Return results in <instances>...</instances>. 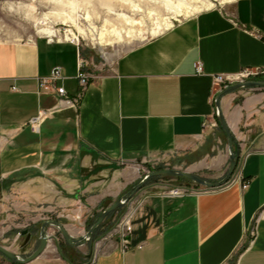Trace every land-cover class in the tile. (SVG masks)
I'll use <instances>...</instances> for the list:
<instances>
[{
  "label": "crops",
  "instance_id": "1",
  "mask_svg": "<svg viewBox=\"0 0 264 264\" xmlns=\"http://www.w3.org/2000/svg\"><path fill=\"white\" fill-rule=\"evenodd\" d=\"M48 38L0 40L1 243L49 218L70 220L66 230L80 237L85 218L77 220L124 196L134 161L186 154L223 173L229 157L214 76L244 68L264 75V0L206 8L128 48L94 73L76 107L46 114L33 132L39 111L57 108L40 78L59 66L68 94L78 90L79 47ZM219 105L239 155L231 181L181 196L150 192L131 212L128 247L99 237L86 252L74 247L81 264H264V219H256L264 206V87L230 91ZM25 264L69 263L44 250Z\"/></svg>",
  "mask_w": 264,
  "mask_h": 264
},
{
  "label": "rangeland",
  "instance_id": "2",
  "mask_svg": "<svg viewBox=\"0 0 264 264\" xmlns=\"http://www.w3.org/2000/svg\"><path fill=\"white\" fill-rule=\"evenodd\" d=\"M69 1L75 2L77 5L74 10L75 13L73 12L72 14L77 21V25L63 20L62 17L52 16L51 18V16H47L53 10H67V4H70ZM203 1H208L210 3L209 6L188 12V8L192 7V5H200ZM234 1L236 0H0V40H26L44 36L38 30L42 27H50L55 30L54 36L50 38L54 40L72 39L79 47L80 56L86 63V68L90 72L96 73L101 68L111 64L119 54L128 48L166 31L180 20L206 8L224 9L234 3ZM91 29L94 30L93 35L90 33ZM102 33H104L103 36H105L106 42L99 43V36ZM258 75L262 76L263 73ZM228 164L223 173H220L214 170L218 165L201 169V162L195 161L192 163L191 157L186 154H174L161 159H149L143 162L134 161L130 168L134 171L135 178L126 187L124 194L128 198V202L112 211L102 221L94 230L90 242L82 247V250L86 252L89 244L95 243L96 239L101 235H103V238H116V230L112 231V229L116 227V222L120 221L130 211L128 204L132 202V208H134L150 192L159 193L180 186L208 189L184 177L157 175L150 177L140 189L130 195L131 189L147 173L159 169H179L193 173L206 181L217 182L225 176ZM110 201L104 202L102 208L107 207V204L110 205ZM100 211H95L94 215H83L82 219L77 220L78 224H80L85 218L84 233L97 219ZM0 215L3 214L0 213ZM53 220L59 221L64 227L65 224H70L68 219L60 218L59 220L54 218ZM18 221L20 220L18 219ZM22 225L24 223L21 221ZM39 225V222L33 224L34 233L32 239L24 245H22L24 236L19 235V232L26 228L24 226L21 227L19 232L17 231L15 239L5 243L0 241V244L18 255L27 256L37 246L36 237ZM47 230L52 235V238L48 241V245L45 248L46 251H52L55 258L60 257L69 264H75V261L79 264L82 263V254L77 253L75 246L68 244L64 240L57 228L50 226ZM106 231H108L107 234L105 233ZM62 254L66 258H63ZM0 260L8 261V258L0 253Z\"/></svg>",
  "mask_w": 264,
  "mask_h": 264
},
{
  "label": "water",
  "instance_id": "3",
  "mask_svg": "<svg viewBox=\"0 0 264 264\" xmlns=\"http://www.w3.org/2000/svg\"><path fill=\"white\" fill-rule=\"evenodd\" d=\"M249 87H264V81L250 79V80H246V81H242V82H236L233 84H229V85L223 87L222 89H220L216 93L214 101H213L216 120L219 123V125L221 126V128L223 129V131L226 135V138H227V149H228L229 164H228L226 174L222 179H220L217 182H209V181H206L205 179L198 177L197 175L190 173L188 171L179 170V169H159V170H155V171H151V172L147 173L131 189L130 195L134 194L136 192V190L140 189V187L144 184V182H146L150 177L157 176V175H172V176L184 177L186 179L193 181L194 183H196L198 185H201V186H204L207 188H219V187L223 186L224 184H226L232 178V176L234 174V171H235L236 166L238 164L239 155H238L237 150L234 149V138H233L231 130L228 127V124H227V122H226V120L222 114V111L220 109L219 99L225 93H228L230 91H234L237 89H243V88H249ZM127 199L128 198H126V196H123V197L115 200L113 203H111L107 207L103 208L100 211L99 216L94 221V223L89 227V229L83 235H81L78 238L71 237V235L68 233L66 228L59 221L53 220V219H46V220H43L41 222L40 227H39V235H38L39 244L29 255H27V256L18 255L17 253L10 251L9 249H7L5 246H3L1 244H0V253L5 255L11 263L25 264V263H28V262L34 260L35 258L40 256L44 252L46 246L48 245V241L52 238V235H50L48 233V230H47L48 227H50V226L57 228L59 230V232L61 233V235L63 236L64 240L68 244L75 246V247L81 246L88 241L89 237L92 235L94 230L102 223V221L112 211L121 207L126 202ZM19 235L24 236V240L22 242V245L26 244L31 238V232H29L28 229H22L19 232Z\"/></svg>",
  "mask_w": 264,
  "mask_h": 264
},
{
  "label": "built area",
  "instance_id": "4",
  "mask_svg": "<svg viewBox=\"0 0 264 264\" xmlns=\"http://www.w3.org/2000/svg\"><path fill=\"white\" fill-rule=\"evenodd\" d=\"M52 40V39H51ZM70 42L74 43L73 40H70ZM77 45V44H76ZM195 70L197 73H202L203 68L200 63L195 64ZM263 73L261 70H254L251 68H244L241 71H239L234 76H227L224 74H217L214 76V84L219 86V90L223 87L233 84L236 82H242L250 79H254L259 74ZM95 77V74L90 72L86 68V63L84 60L79 56L77 59V72L75 79L78 83V90L74 96H70L68 92L66 91L65 87L60 83V81L63 78L61 68L59 66H55L52 70L49 76L42 77L39 79V89L41 91L49 93L51 96L55 97L57 100V108H53L50 110H40L38 115L33 118L29 122V127L33 132L39 131V125L42 119L46 116L48 113H52L56 110L61 109V107H76L79 103L80 97L83 94L84 89L89 84L90 80ZM212 126H216V123H211ZM241 187L244 189L247 186V180L241 179ZM198 189L188 187V186H180V187H173L170 188L167 191L161 192V194L165 196H181L185 195L187 193L191 192H198ZM128 202V199L126 200ZM125 202V203H126ZM133 203L130 202L128 207H130V211L128 214L124 215L120 221L116 222V227L112 229L116 230L117 238L120 239L123 248H127L129 241H128V234L130 232L131 226H130V218H131V212L134 208ZM262 218L264 219V206L260 207V209L257 212L256 219ZM92 261V258L90 257L88 260L89 264Z\"/></svg>",
  "mask_w": 264,
  "mask_h": 264
},
{
  "label": "bare ground",
  "instance_id": "5",
  "mask_svg": "<svg viewBox=\"0 0 264 264\" xmlns=\"http://www.w3.org/2000/svg\"><path fill=\"white\" fill-rule=\"evenodd\" d=\"M197 1V0H196ZM77 2V1H76ZM69 3L70 4H67V7H68V9L67 10H65V11H62L63 9H61V10H53V11H50V13L49 14H47V16H51V18H52V16L54 17V16H57V17H62L63 18V20H66V21H69V22H71V23H74L75 25H77L76 24V20H75V18L73 17V12H74V10L76 9V7H77V5L75 4V2H72V1H69ZM78 4V3H77ZM190 4V3H189ZM209 2L208 1H203V2H201V4L200 5H195V6H193L192 5V7H190V8H188V12H192V11H196V10H200L202 7H208L209 6ZM62 6V5H61ZM75 13V12H74ZM77 17V16H76ZM45 18H47V17H45ZM77 27V26H76ZM38 32L39 33H41V34H43V35H45L46 37H49L48 39H50L51 40V38L50 37H52V36H54V33H55V30H53L52 28H50V27H42V28H40L39 30H38ZM90 33H91V35H93L94 34V30L93 29H91L90 30ZM103 34L104 33H102L100 36H99V43L100 42H106V40H105V36H103ZM65 40H67V39H65ZM70 40H72V39H69L68 41H70ZM108 43V42H107ZM60 233V232H59Z\"/></svg>",
  "mask_w": 264,
  "mask_h": 264
},
{
  "label": "flooded vegetation",
  "instance_id": "6",
  "mask_svg": "<svg viewBox=\"0 0 264 264\" xmlns=\"http://www.w3.org/2000/svg\"><path fill=\"white\" fill-rule=\"evenodd\" d=\"M40 224H41V223H40ZM39 227H40V225H39ZM24 229H28V231L31 232V238H30V240H31V239H32V236H33V233H34V230L32 229V226H31V227L28 226V227H26V228H24ZM107 232H108V231H106L105 233L107 234ZM93 233H94V232H93ZM93 233H92V234H93ZM38 235H39V230H38ZM38 235H37V237H36V240H37V246H38V244H39ZM91 236H92V235H91ZM91 236L89 237L88 241H87L85 244H83V245H86V244H88V243L90 242V240H91ZM100 237L103 238V235H101ZM98 238H99V237H98ZM98 238L96 239L95 244L98 242V240H99ZM93 244H94V243H93ZM89 245H90V244H89ZM37 246H36V247H37ZM61 256H62L63 258H66L65 255H63V254H62ZM8 261H9V260H8ZM9 262H10V261H9Z\"/></svg>",
  "mask_w": 264,
  "mask_h": 264
},
{
  "label": "trees",
  "instance_id": "7",
  "mask_svg": "<svg viewBox=\"0 0 264 264\" xmlns=\"http://www.w3.org/2000/svg\"><path fill=\"white\" fill-rule=\"evenodd\" d=\"M255 80H261V81H264V75H258V76H256L255 77ZM218 125H219V123H218ZM219 127L221 128V126L219 125ZM222 129V128H221ZM223 130V129H222ZM12 264H17V263H12Z\"/></svg>",
  "mask_w": 264,
  "mask_h": 264
}]
</instances>
